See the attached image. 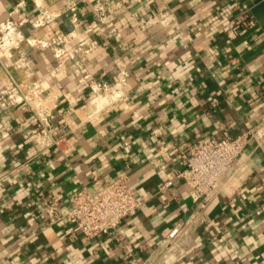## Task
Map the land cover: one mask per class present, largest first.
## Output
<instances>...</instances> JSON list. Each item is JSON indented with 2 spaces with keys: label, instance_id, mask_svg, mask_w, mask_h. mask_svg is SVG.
I'll use <instances>...</instances> for the list:
<instances>
[{
  "label": "crops",
  "instance_id": "0c3cea01",
  "mask_svg": "<svg viewBox=\"0 0 264 264\" xmlns=\"http://www.w3.org/2000/svg\"><path fill=\"white\" fill-rule=\"evenodd\" d=\"M19 1L0 0V23L27 17L22 30L35 38L11 49L10 58L0 56V264H264V149L255 143L223 178L206 219L170 237L194 208L178 176L183 154L204 140L238 135L246 123L264 124V0H106L111 19L93 30L86 0ZM239 9L249 10L257 27L230 39L220 29ZM40 10L52 19L35 27ZM161 10L170 14L168 25L147 20ZM112 29L118 36L105 37ZM59 33L97 40L86 71L68 65L66 77L51 73L53 50L38 45ZM123 67L130 76L122 100L96 108L91 81L114 83ZM27 92L41 97L37 121L27 99L9 98ZM45 118L49 127L34 133ZM124 172L146 199L122 219L120 240L88 239L68 220L49 225L39 213V192L69 207L81 184L97 191Z\"/></svg>",
  "mask_w": 264,
  "mask_h": 264
},
{
  "label": "built area",
  "instance_id": "2783aa9c",
  "mask_svg": "<svg viewBox=\"0 0 264 264\" xmlns=\"http://www.w3.org/2000/svg\"><path fill=\"white\" fill-rule=\"evenodd\" d=\"M87 8L93 14V22L88 25L89 30L100 29L111 19V6L106 0H86ZM24 3L20 0L17 6ZM68 8L72 11L70 20L77 23L78 19L75 10L77 4L69 2ZM166 10H161L158 14H150L147 20L166 26L170 23V18ZM52 19V16L46 11L40 10L39 15L33 20L35 27L45 25ZM29 21L27 17L16 19L9 17L0 23V48L7 42L10 49L20 48L23 42L30 43V36H26L22 30V25ZM147 22L142 26H146ZM257 27V20L249 10H236L232 17L221 26L220 32L230 39H236L251 33ZM118 36L116 29L108 30L104 36ZM78 38L79 42L68 48V44ZM68 38L61 33L56 34L46 41L39 42L38 46L49 47L53 50V55L57 65L51 71L52 74L60 77H66L68 74V65H73L74 71L80 74L87 70L89 64L86 56L91 50L97 47V40L92 42L86 38L73 36ZM32 45V44H31ZM127 45H122L125 49ZM232 63L238 64L239 58L233 56ZM130 72L128 68H120L116 72V81L109 83L104 80H92L90 84L91 100L100 94L108 96L110 101H118L123 98L122 88L127 84ZM88 77V74L85 76ZM171 86V84H168ZM114 92L117 94H114ZM3 92L0 91V99L3 98ZM110 93V94H109ZM64 96L67 97L66 93ZM12 103L21 102L27 99L35 110V101L39 103L41 97L37 92H27V94L9 95ZM3 99V103H4ZM109 103V102H108ZM95 106V105H94ZM99 108L98 106H95ZM60 110H63L61 108ZM38 116L34 120L39 119ZM41 125L33 130L38 134L49 127V120L45 118L39 121ZM30 137V136H29ZM57 143V142H56ZM251 143L256 147L264 149V124L252 125L246 123L244 130L233 137L210 138L192 146L188 153H184V167L178 173V176L184 179L189 188V193L194 200V208L187 219L179 220L170 233V237L178 236L197 222L206 219V209L215 196L224 189L223 178L230 171L238 156ZM179 148H175L171 153ZM167 184V182H166ZM165 184V185H166ZM38 210L46 219V224H54L61 220H68L73 223L76 230L90 239L101 234L117 236V227L122 219L135 214L143 205L146 199V192L142 188H134L129 184V174L122 173L113 182L97 191L90 190L85 184L71 198L69 207H63L59 195L49 192H39ZM151 264V263H148Z\"/></svg>",
  "mask_w": 264,
  "mask_h": 264
},
{
  "label": "bare ground",
  "instance_id": "6f19581e",
  "mask_svg": "<svg viewBox=\"0 0 264 264\" xmlns=\"http://www.w3.org/2000/svg\"><path fill=\"white\" fill-rule=\"evenodd\" d=\"M67 36V35H66ZM35 42V38H31L30 39V43L32 44V43H34ZM0 56H2L3 58H10V56H11V49H10V44H9V42H7L2 48H0ZM22 61V60H21ZM5 62H6V60H5ZM23 62V61H22ZM8 63H10V62H8ZM20 63V62H19ZM6 64V63H5ZM15 66H16V64H15ZM27 74V73H26ZM110 94V93H109ZM114 94H117V92L115 93L114 92ZM103 96L105 97V95H99V96H97V97H95L94 99H93V101H92V104H94L95 106H99L98 104L101 102V100H103L102 98H103ZM108 96H106V98H107ZM109 98V97H108Z\"/></svg>",
  "mask_w": 264,
  "mask_h": 264
},
{
  "label": "rangeland",
  "instance_id": "374dc122",
  "mask_svg": "<svg viewBox=\"0 0 264 264\" xmlns=\"http://www.w3.org/2000/svg\"><path fill=\"white\" fill-rule=\"evenodd\" d=\"M12 49H13V48H12ZM100 95H102V94H100ZM102 99H103V100H101V102L99 103L100 106H104L105 102L108 101L109 98H108V97L106 98V96H105V97L103 96Z\"/></svg>",
  "mask_w": 264,
  "mask_h": 264
}]
</instances>
